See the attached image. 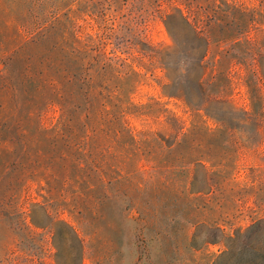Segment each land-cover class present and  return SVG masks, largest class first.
Returning a JSON list of instances; mask_svg holds the SVG:
<instances>
[{
  "label": "rangeland",
  "instance_id": "obj_1",
  "mask_svg": "<svg viewBox=\"0 0 264 264\" xmlns=\"http://www.w3.org/2000/svg\"><path fill=\"white\" fill-rule=\"evenodd\" d=\"M145 8L141 0H0L1 55L14 48L56 54L63 48L83 46L92 35L102 36L100 44L108 54L128 57L134 70L124 74L118 91L105 89L102 99L113 98V105L117 103L116 108L122 110V122L138 137L150 132L160 140V144L139 143V148L131 149L124 141L99 133L71 148L63 142L53 147L41 125L55 122L58 112L49 109L38 115V107L31 111L30 100L14 89L13 80L0 77V264H210L225 244L204 242L203 233L192 241L188 232L195 225L190 219L207 224L217 220L226 232L233 233L264 215V205L257 202V196H264V140L257 141L264 138V126L217 130L212 119L205 122L210 130L199 132L205 137L203 161L215 169L209 158L218 154L228 163V181L235 194L232 190L224 196L219 190L210 191L202 198L206 203L202 201L204 205L190 213L192 190L209 189L203 167L189 161L200 151L188 142L170 155L166 152L177 131L181 138L191 127L193 116L181 100L164 95L165 70L159 62L151 63L137 50L129 51L114 36L105 37L133 11L140 14L138 25L150 39L170 41L161 16L149 15ZM252 36L256 40L252 59L260 68L264 32L255 28ZM215 53L212 46L209 57ZM17 62H24L20 54ZM222 92L238 104L247 102L246 88L236 80L228 92ZM154 100L174 117L123 110ZM82 117L86 118L85 112ZM93 132L90 126L78 130L80 135ZM17 136H25V142L15 140ZM61 152L78 156L84 168L67 171L57 163L46 169L43 161L50 162ZM87 161L105 164L103 181ZM173 161L188 167V174L166 170L164 164ZM131 164L137 166L133 178L141 188L128 189L125 177L132 175L128 173ZM165 176L170 186L163 183ZM146 182L153 187L145 189ZM67 222L84 239V251ZM159 226H177L179 233L164 237L156 233Z\"/></svg>",
  "mask_w": 264,
  "mask_h": 264
},
{
  "label": "trees",
  "instance_id": "obj_2",
  "mask_svg": "<svg viewBox=\"0 0 264 264\" xmlns=\"http://www.w3.org/2000/svg\"><path fill=\"white\" fill-rule=\"evenodd\" d=\"M258 1L256 4L255 0H141L146 4L145 10L149 15L161 16L170 41L155 42L150 39L138 25L140 14H132L133 11L128 12L130 14L127 18L105 35L116 37L129 51L137 50L141 56L149 57L151 63L159 62L165 70L166 79L162 83L164 95L181 100L193 116L191 127L183 131L181 138L177 131L174 141L169 145L170 150L166 152L170 155L188 142L196 151H200L191 156L189 161L203 167L204 183L209 185V189L192 190L194 196L189 202L190 213L206 203L202 198H206L205 194L210 191L219 190V194L224 196L232 190L231 194H235L234 187L228 181V163L223 162L218 154H211L209 158L212 166H216L215 169L203 161L201 151L205 137L199 132L210 130L205 122L212 119L218 124L217 130L224 127L237 130L245 126H264V52H261L263 60L260 68L256 67L252 59L256 44L252 31L259 28L264 32V0ZM100 37L90 35L83 46L63 48L56 54L23 51L21 48L7 52L4 50V57L0 54V62L4 64L0 67V77L13 80L14 89L30 100L31 111L38 107V115L49 109L58 112L55 122L41 125L44 137L53 147L63 142L71 148L99 133L111 140L124 141L131 149L136 146L139 148L142 143L160 144V140L150 132H143L144 136L138 137L122 122V110L116 108L117 103L113 105V98L102 99L105 89H121L122 77L134 69L132 63L127 62L128 57L117 54L116 58L108 54L100 44ZM212 46L216 47V53L209 57ZM239 49L243 51L242 56ZM19 54L24 61L20 65L17 62ZM235 80L246 88L245 104H238L233 97L222 92H228ZM123 110L147 115L164 112L168 118L174 117L170 115L172 111L158 100L127 105ZM82 112L86 114L85 119ZM89 126L94 134L78 133L79 128ZM183 127L179 125V128ZM15 140L25 142L26 139L25 136H17ZM263 140V137L257 138L258 144ZM147 151L151 153V150ZM183 157L185 159L186 156ZM161 161L158 163L161 164ZM43 162L46 169L53 168L57 163L67 171L71 167H75L77 172L84 168L82 160L68 152H61L51 158L50 162ZM86 164L102 180L103 174H106L105 164L89 161ZM164 165H167L166 170L171 173L178 171L188 174V167H179V162ZM129 172L132 175L125 177V180H129L128 189L141 188L133 178V172H138L137 166L131 164ZM167 181L168 176H165L163 183L170 186L171 182ZM98 186L102 187L100 183ZM152 187L151 183L146 182L145 189ZM257 197L259 205H264V196ZM214 221L207 224L194 217L190 222L195 225V230L191 234L188 232L192 241L203 233L204 242H224L225 247L216 253L210 264H264V215L246 227L235 229L233 233L226 232L217 220ZM67 224L73 228L84 251V239L70 223ZM176 227L159 226L155 229L156 233L170 237L179 233ZM232 257L235 260L229 263Z\"/></svg>",
  "mask_w": 264,
  "mask_h": 264
}]
</instances>
